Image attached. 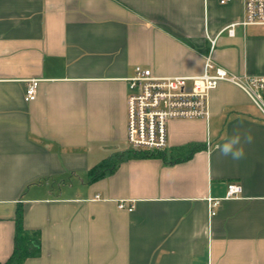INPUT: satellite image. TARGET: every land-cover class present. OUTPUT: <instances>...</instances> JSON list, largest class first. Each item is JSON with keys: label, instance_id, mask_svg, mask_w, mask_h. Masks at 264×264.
<instances>
[{"label": "crops", "instance_id": "obj_1", "mask_svg": "<svg viewBox=\"0 0 264 264\" xmlns=\"http://www.w3.org/2000/svg\"><path fill=\"white\" fill-rule=\"evenodd\" d=\"M243 15L244 0H0V264L18 209L40 249L14 264H264V117L241 88L221 80L208 119H171L166 159L126 158L135 66L199 75L217 37L218 66L264 74V25L221 32ZM236 131L253 137L239 160L215 148Z\"/></svg>", "mask_w": 264, "mask_h": 264}, {"label": "built area", "instance_id": "obj_2", "mask_svg": "<svg viewBox=\"0 0 264 264\" xmlns=\"http://www.w3.org/2000/svg\"><path fill=\"white\" fill-rule=\"evenodd\" d=\"M227 3L230 0H219ZM237 25H264V0H244L243 19L226 25L221 32L235 34ZM204 70L199 75H155L142 65L135 66L128 77L126 138L134 150H163L168 145V124L171 119H208L209 93L221 80L234 83L246 92L264 117V74H233L218 66L212 59L217 37H209ZM38 79H29L24 99L33 101L37 95ZM242 185L229 183L225 198H239ZM99 198V195L96 196ZM219 199H208L210 217L216 213ZM129 211L133 203H118Z\"/></svg>", "mask_w": 264, "mask_h": 264}, {"label": "trees", "instance_id": "obj_3", "mask_svg": "<svg viewBox=\"0 0 264 264\" xmlns=\"http://www.w3.org/2000/svg\"><path fill=\"white\" fill-rule=\"evenodd\" d=\"M201 144L197 145H188L184 147V150L188 152L184 157H189L192 155L197 149L201 148ZM124 154L120 155L118 158H110L105 161H102L95 167L89 170L90 181H94L98 179L100 176L104 175L107 171H113L119 163L124 159ZM136 157V158H150V157H158L162 159H166L165 149L163 150H131L127 153L126 158ZM183 157V158H184ZM179 159H175L177 161ZM14 250L8 261L4 264H14L19 263L30 256H35L38 254L40 249V240L38 238L37 233H31L24 229L23 226V214L22 210L18 209L16 214V231L14 238Z\"/></svg>", "mask_w": 264, "mask_h": 264}, {"label": "clouds", "instance_id": "obj_4", "mask_svg": "<svg viewBox=\"0 0 264 264\" xmlns=\"http://www.w3.org/2000/svg\"><path fill=\"white\" fill-rule=\"evenodd\" d=\"M252 140L253 137L249 132L241 133L236 131L225 143L222 145L217 144L215 148L222 156H230L233 160H239L245 155V149L243 145L251 144Z\"/></svg>", "mask_w": 264, "mask_h": 264}]
</instances>
